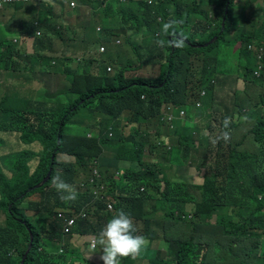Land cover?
I'll list each match as a JSON object with an SVG mask.
<instances>
[{
    "label": "trees",
    "instance_id": "trees-1",
    "mask_svg": "<svg viewBox=\"0 0 264 264\" xmlns=\"http://www.w3.org/2000/svg\"><path fill=\"white\" fill-rule=\"evenodd\" d=\"M193 1L207 7L199 9L202 12L191 10L183 19L178 12L180 3L174 14V19L183 21L179 31L187 37L185 46L161 48L156 43L135 47L138 65L129 62L130 54L125 51L133 32L150 34L156 40L172 39L171 33L163 34L164 19L150 2L27 0L6 7L19 9L24 25L20 31L9 32L0 23L4 32L0 75L8 81L0 101L5 118L0 122V132L17 133L26 147L0 157V212L5 217L0 221V264H21L31 236L32 248L23 264H85L84 245L98 237L120 210L132 217L137 229L134 235L145 237L149 230L148 246L155 241L154 227L163 233L165 249L143 251L149 264H264V175L250 169L249 157L241 150L220 140L216 158L195 126L196 120L207 116L209 139L214 142L224 119L234 117L229 105L234 107L245 99L237 82L231 83L224 60L236 61L241 72L255 73L256 57L247 48L242 55L241 49L248 42L264 43V0H249L245 6L253 16L261 14L247 27L235 24L239 0ZM28 10L30 15H26ZM98 22L99 31L95 28ZM38 29L44 32L40 38L36 37ZM65 31L67 42L82 40L87 50L104 46V58L57 54L55 61L62 64L61 73L73 77L68 80V94L77 98L58 103L57 111L33 107L37 102L31 99L27 86L31 83L14 70L23 71L22 65L28 70L30 64L35 67L40 62L34 57L23 58L13 42L33 38L35 49L41 52L46 42H53V37L63 36L60 33ZM214 37L217 40L207 46ZM41 57L49 59L44 54ZM146 65H159V73L137 75V69ZM109 67L112 73L107 71ZM260 72L263 78L264 57ZM1 87L0 83V91ZM217 89L226 93L228 105L218 101ZM86 107L91 116L80 123L77 114ZM184 110L187 118L181 122L177 116ZM169 114L173 116L170 121ZM143 121L155 130L146 141L139 132ZM261 122L264 124V114ZM127 126L130 134L124 136ZM111 140L116 144H110ZM165 143L170 149L165 152L168 159L164 163L143 162L147 144L153 152ZM106 146H115V157L104 155ZM62 155L64 162L60 161ZM35 161V171L30 174ZM123 162L129 165L121 167ZM101 167L106 168L105 173ZM50 168L49 181L36 188ZM190 168L187 180L181 173L187 176ZM58 170L75 189V201L64 202L53 187ZM6 171L13 177L9 178ZM94 171L102 176L97 177ZM196 178L202 184L194 182ZM98 188L102 199L92 194ZM33 196L38 199L32 200ZM87 204L88 217L81 219L79 213ZM61 213L75 217L70 235L63 233ZM141 224L147 228L141 231L145 236L140 234ZM137 259L122 258L120 264H136Z\"/></svg>",
    "mask_w": 264,
    "mask_h": 264
},
{
    "label": "rangeland",
    "instance_id": "rangeland-1",
    "mask_svg": "<svg viewBox=\"0 0 264 264\" xmlns=\"http://www.w3.org/2000/svg\"><path fill=\"white\" fill-rule=\"evenodd\" d=\"M68 1V0H67ZM144 2H150L151 3V8L155 11H157L160 16L164 19V22H166V18L171 17L174 19V14L176 12L177 6L181 3L182 6L178 8V12L180 16L183 19L187 18V14L193 10V11H199L201 8H206V5L198 4L194 2L193 0H190L188 2H179V1H174L172 3L169 2V0H143ZM249 0H239L236 3V11H238V23H235L236 26L240 23L241 26H249L250 23H253L255 20H257L259 17H261L260 13L254 14V16L251 13L250 8L245 9V6ZM7 2H3L2 5H5ZM74 3H76L74 1ZM19 5V4H18ZM66 5L68 3L66 2ZM196 8V9H195ZM202 12V11H199ZM205 13V12H203ZM21 11L17 9V11H11L9 8H5L3 11L0 12V23L1 25L5 26L9 32H17L22 29V26L24 25L20 19L23 18V16L20 15ZM26 15H30V11L28 10L26 12ZM201 17L204 18L203 14H200ZM20 16V17H19ZM25 18H31L25 17ZM195 20V19H193ZM163 22V23H164ZM162 23V24H163ZM43 28V25H42ZM95 28L97 31H99L101 28V23L98 22L95 25ZM55 34H58V31H55ZM3 30L0 28V40H2V35H3ZM43 29H38L36 33V37L40 38L43 36ZM65 33H60L63 36H55L53 37V42H46L42 48L41 52L37 51L34 47V39L30 37H23L21 38L18 42L14 40V44L17 46L18 51H20V55L23 58L26 57H34L35 61L40 62L39 66L32 67L30 64L28 70L26 69L25 65H22V70H19L16 68L14 70L15 73H22L19 74L20 76H23L26 81L30 82L33 88V99L34 101L37 102L36 105L33 107L36 108H44L49 111H57L58 110V103H63L66 101V99H69L71 101H74L77 98V95L73 96L71 94H68L69 90L71 89L70 83L68 82L72 80L73 77L63 75L61 72V68L59 66H62L60 62L56 63L55 58L56 55L58 54L61 57L63 56H70V55H78L81 58H89L93 55H96L100 60L104 58V51L102 54H99L96 49L93 50H87L85 48V44L83 43L82 40H80L79 43L73 44L71 42H67V35ZM156 39L151 36L150 34H146L144 32H133L130 36L128 45L125 46V51L130 54L129 56V62H131L134 65H138V55L135 52V47H152L153 45L156 44ZM117 43V42H116ZM209 43V42H208ZM207 43V44H208ZM245 44H243L242 49H241V54L245 55ZM47 55L48 58L50 59H44L41 57V54ZM112 73V71H111ZM159 73V65L157 66H150L146 65L143 68L137 69L136 74L140 75L141 77H148L152 75H157ZM6 78L3 75H0V83L2 85L1 91H0V101L4 97L2 94L5 89L6 85L8 83ZM218 101H221L224 99L225 95L223 94V90L219 89L216 93ZM236 97H238V94H236ZM42 110V109H41ZM182 112V111H181ZM184 114L182 115L180 113L179 116H177V119L179 118L181 122H184L187 118V112L184 110ZM91 116V112L89 111L88 107L81 109L79 113L77 114V118L80 119V123H84L89 117ZM173 118L172 114L168 115V121H170ZM5 118L2 116V111L0 110V122H3ZM9 121V119H7ZM123 125H127L123 123ZM196 126L200 127L198 123L195 124ZM150 124L147 121H143L142 127L140 128L139 132L143 137V140L146 141L148 140V134L152 135L155 133V130H150L149 129ZM200 129L207 135L208 130L206 127H200ZM124 136H128L130 134V127L127 126L126 129L123 131ZM0 136L5 140L6 145L0 147V150H4V154H8L9 152H14L20 149L25 148L26 146L24 145L23 142L20 141V137L17 133L15 132H8V133H0ZM136 140H140V137L137 136ZM166 141V139H165ZM110 144L114 145L116 144V140H111ZM168 146V147H167ZM170 149L169 145L165 143L163 146H161L155 150L151 151L148 150V144L146 145V149L143 152V162H152V161H158L164 163L167 159L168 156L165 154L166 150ZM3 153H0V155ZM104 155L108 156V158H113L116 156V150L115 146H106L105 147V152ZM64 155L60 157V161H65ZM36 161L32 163L31 167V172L30 174H33L35 171V166H36ZM129 164L127 163L125 165V162L121 164V167H127ZM196 164L193 163L192 166H195ZM197 166V165H196ZM108 167V166H105ZM101 167L102 172H106V168ZM169 169L170 166H167ZM192 168L188 170L187 176H185L183 173H181L182 177H185L187 180L189 179V174L191 173ZM7 175L9 178L13 177V173L10 171H6ZM94 174L97 177L102 176L101 173L94 171ZM82 175H80L81 177ZM46 178V177H45ZM202 182V181H201ZM32 200H37L38 196H33L31 198ZM94 207L91 208L93 210ZM5 217L2 212H0V221H4ZM140 234H143L141 231L147 230L146 226L141 224L139 226ZM152 231L155 234V241L148 246V235H149V230L147 232V235L145 236L146 238V246L144 250L148 249H165L166 244L164 243L163 240V233L161 232L160 229L158 228H153ZM96 238V237H95ZM72 247V245H70ZM143 250V251H144ZM144 251V252H145ZM144 252L138 257L137 264H149V259L145 258L143 256ZM84 253L83 256H85L86 261L85 264H103V261L100 260V256L102 255L101 249L98 246L96 249H90L87 244L84 245L83 251ZM209 261V260H208Z\"/></svg>",
    "mask_w": 264,
    "mask_h": 264
},
{
    "label": "clouds",
    "instance_id": "clouds-1",
    "mask_svg": "<svg viewBox=\"0 0 264 264\" xmlns=\"http://www.w3.org/2000/svg\"><path fill=\"white\" fill-rule=\"evenodd\" d=\"M17 3L18 2L5 5L2 9L10 5H15ZM2 9H0V11ZM182 24V20L176 19H169L167 22H164L162 24V32L164 35H168L169 33H171L172 39L168 41L159 39L156 41L157 45L161 48H164L166 46H172L177 49H182L185 46V41L187 39V37L179 31V26ZM261 43L262 44L258 45L251 42L245 44V48H247L249 54H253V56L257 58L253 59V64L257 65L254 74L241 72L237 68L236 61H233L231 63L228 59L224 60V66L227 71L231 74V83L234 84L235 80L237 82V86L240 83L243 85L242 92L245 95L246 101H244V103L241 102L240 104L234 107L229 105V113H231V115H233L234 117L231 116V119L228 117L224 119L220 135L216 138V140H214V142L210 141L209 121L207 116H204L202 119L195 121V124L198 123L200 127L207 128V135L200 129V127L196 125L195 126L200 131L203 138H205L208 149L216 158L219 154L216 150L218 149L216 143L220 140V142L222 144H225L227 147L229 145L232 149L238 148L239 150H241L243 155L249 157L250 169H253L255 171V174L264 175V124H262L261 122L262 116L264 114V77H261L262 75L260 72L262 70V61L264 57V43ZM240 45L241 42L234 47L233 53H235L240 48ZM101 47H103L105 51L104 46H98L96 50L99 54H102L104 52L100 51ZM85 48L87 49L86 46ZM201 95L204 96L205 92H202ZM246 125H249V129L245 132L243 140L237 142L235 138L237 131L241 127ZM248 137L251 138L253 147L249 145L244 147V142L247 140ZM206 138L212 145L208 144ZM3 140L4 139L0 136V141ZM240 142L242 143L240 144ZM0 147L2 146L0 145ZM0 153H3L0 155V157L7 155L4 154V150H0ZM10 153L11 152H9L8 154ZM194 182L202 184V182L199 181L197 178L194 179ZM52 185L58 193H61L60 198L64 202H73L77 199V193L75 189L72 187V185L68 184L62 178L61 171L58 170L56 175L53 177ZM37 186L36 188L42 187ZM99 190V188L96 189L92 192V194L96 196L95 192H99ZM89 209L90 204H87L82 209V211H86L87 217ZM81 212L79 213V217L81 219H86L87 217H81ZM59 217L62 218L64 222L63 233L64 229L69 226V222H71L72 220H74L73 227H75V217H72V215L64 216L61 213L59 214ZM73 227L71 228V231L70 233H68V235L71 234ZM135 232H137V229L134 225L132 217L129 214L125 213L123 210H120L106 223V225L100 231L98 237H96L92 242L91 247L93 249H96L98 246L100 247L102 252L100 260L103 261V264H120V260L122 258L128 257L136 259L142 254L146 246V238L142 235H134ZM90 240L91 238L88 239L86 244L89 246L90 249H92L90 247Z\"/></svg>",
    "mask_w": 264,
    "mask_h": 264
},
{
    "label": "crops",
    "instance_id": "crops-1",
    "mask_svg": "<svg viewBox=\"0 0 264 264\" xmlns=\"http://www.w3.org/2000/svg\"><path fill=\"white\" fill-rule=\"evenodd\" d=\"M28 86V88L31 90V92H32V96H31V99L34 101V99H33V88H32V86H30V85H27ZM238 87L240 88V90H243V85L240 83L239 85H238ZM219 89H217L216 90V93H217V91H218ZM223 94L225 95V97H224V99H222V102L224 103V106L225 105H228L229 104V98L227 97V95H226V93L223 91ZM244 101H246V98L242 101V103H244ZM35 102V101H34ZM249 129V125L247 126H243V127H241L238 131H237V133H236V140H237V142L238 141H241V140H243V137H244V135H245V132L247 131ZM5 142V140H3V141H0V145L1 146H3V143ZM242 142H240V144H241ZM251 146V147H253V143H252V141H251V138L250 137H248L247 138V140L244 142V147H246V146ZM138 260V259H137ZM136 264H137V261H136Z\"/></svg>",
    "mask_w": 264,
    "mask_h": 264
},
{
    "label": "built area",
    "instance_id": "built-area-1",
    "mask_svg": "<svg viewBox=\"0 0 264 264\" xmlns=\"http://www.w3.org/2000/svg\"><path fill=\"white\" fill-rule=\"evenodd\" d=\"M7 2L5 5H8V4H12V3H15V2H19V1H27V0H0V9H2L5 5H2L3 4V2ZM100 51H104V48L103 47H101L100 48ZM108 71H111V68H108ZM182 114H183V112H182ZM93 181V180H92ZM95 195H96V199H102V197L99 195V192H95ZM108 209L109 210H111L112 209V206H111V204H109L108 205ZM81 217L82 218H86L87 217V213H86V211L85 210H83L82 212H81ZM74 226V220H72L71 222H69V226L68 227H66L65 229H64V234L66 233V234H68V233H70V231H71V228ZM94 241V238H91V240H90V247H91V244H92V242ZM92 248V247H91ZM93 249V248H92Z\"/></svg>",
    "mask_w": 264,
    "mask_h": 264
},
{
    "label": "water",
    "instance_id": "water-1",
    "mask_svg": "<svg viewBox=\"0 0 264 264\" xmlns=\"http://www.w3.org/2000/svg\"><path fill=\"white\" fill-rule=\"evenodd\" d=\"M228 8H229V5H228L227 8H226V14L228 13ZM225 17H226V16H225ZM225 17H224V19H223V26H222V28H224V24H225V22H226V18H225ZM216 40H217V37H214V38H213L208 44H206V45H207V46H208V45H211V44H213ZM51 174H52V168H50V170H49V172H48L46 178H44V180L41 182V184H39L37 187H40V186L44 185L46 182H48V180H49L50 177H51ZM32 242H33V236H31V241H30V245H29V249H28V251H30V249L32 248ZM28 251L26 252L24 258L22 259L21 264H23V263L25 262L26 256L28 255Z\"/></svg>",
    "mask_w": 264,
    "mask_h": 264
}]
</instances>
